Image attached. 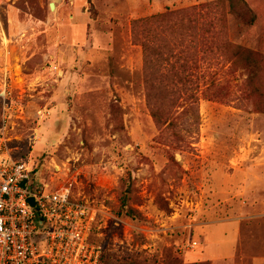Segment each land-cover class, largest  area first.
Instances as JSON below:
<instances>
[{"label":"rangeland","instance_id":"1","mask_svg":"<svg viewBox=\"0 0 264 264\" xmlns=\"http://www.w3.org/2000/svg\"><path fill=\"white\" fill-rule=\"evenodd\" d=\"M219 1L0 0L2 151L98 209L109 264H264V0Z\"/></svg>","mask_w":264,"mask_h":264},{"label":"built area","instance_id":"2","mask_svg":"<svg viewBox=\"0 0 264 264\" xmlns=\"http://www.w3.org/2000/svg\"><path fill=\"white\" fill-rule=\"evenodd\" d=\"M98 212L34 181L33 166L0 146V264H103L104 248L91 238Z\"/></svg>","mask_w":264,"mask_h":264},{"label":"trees","instance_id":"3","mask_svg":"<svg viewBox=\"0 0 264 264\" xmlns=\"http://www.w3.org/2000/svg\"><path fill=\"white\" fill-rule=\"evenodd\" d=\"M219 2L223 3L224 1L220 0ZM226 2L230 3L231 4L230 6L234 5L233 0H227ZM209 6H210V4H208L206 6V8L209 9ZM194 10L198 11L199 7H194ZM189 12H190L189 10L180 9V10H176L175 12L160 13L157 15H152L149 18L139 20L136 22V24H139L138 27L141 26V24H146V26H149V25H152V24H155L158 22H162V20L167 19L169 17V15H171V14H178V15H181V22H179V24L177 25V28L182 29L184 27H189V23L184 22V18H182V17H185L186 15H188ZM192 16H193V13H192ZM258 21H259V16L253 15L251 17V19L244 21V23H243L244 25L241 26V28H240L241 31L239 32L240 36L244 37L243 40L246 43V49L244 48V50H246V52H247V63H248V67H249V77L248 78L251 82H254L258 76L259 64L255 58L254 49H253L254 44L251 42L249 34L256 27V25L258 24ZM190 25H191V22H190ZM173 27H176V26L173 25ZM147 50H148V48L146 45V60L149 59ZM154 116H155V114H154ZM38 175H39L38 169L35 166H33V180L34 181H37ZM127 199H128V196H125L123 198V202H122L123 207H125V205L127 204V202H128ZM127 213L130 216L136 215V211L133 208H128ZM102 261H103V264H109V260L106 258L105 252H103Z\"/></svg>","mask_w":264,"mask_h":264},{"label":"crops","instance_id":"4","mask_svg":"<svg viewBox=\"0 0 264 264\" xmlns=\"http://www.w3.org/2000/svg\"><path fill=\"white\" fill-rule=\"evenodd\" d=\"M203 241L204 243H201V245L205 246L203 249L202 247L200 248L202 252L193 254V258L196 261H211L231 258L236 254V238H220L215 242H211L203 238Z\"/></svg>","mask_w":264,"mask_h":264},{"label":"water","instance_id":"5","mask_svg":"<svg viewBox=\"0 0 264 264\" xmlns=\"http://www.w3.org/2000/svg\"><path fill=\"white\" fill-rule=\"evenodd\" d=\"M50 6H51V9L52 10H55L56 9L55 3H51ZM30 201L34 203V198H30Z\"/></svg>","mask_w":264,"mask_h":264}]
</instances>
